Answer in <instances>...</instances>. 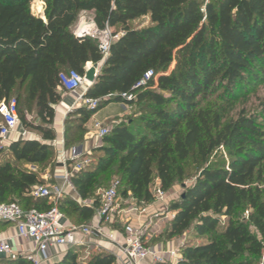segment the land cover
<instances>
[{"label":"trees","instance_id":"1","mask_svg":"<svg viewBox=\"0 0 264 264\" xmlns=\"http://www.w3.org/2000/svg\"><path fill=\"white\" fill-rule=\"evenodd\" d=\"M42 1L38 15L35 0H0V104L14 99L21 128L40 139L0 145V204L38 212L56 207L80 226L93 217L99 191L112 177L120 202L143 207L154 202L153 181L167 194L193 173V184L169 208L174 216L160 240L202 242L183 245L176 264H262L264 101L259 112L246 106L264 80V0ZM81 12L99 29L123 34L106 58L97 42L72 34ZM87 64H100L83 96L97 106L67 116L65 149L77 148L84 126L110 104L130 106L134 116L110 128L87 166L68 168L80 200L92 207L69 198L33 199L31 189L45 184L43 169L54 166L59 75L74 70L84 76ZM148 72L152 77L136 100H122ZM29 114L38 125L27 121ZM57 264H115V257L100 251L80 263L77 250H70Z\"/></svg>","mask_w":264,"mask_h":264},{"label":"built area","instance_id":"2","mask_svg":"<svg viewBox=\"0 0 264 264\" xmlns=\"http://www.w3.org/2000/svg\"><path fill=\"white\" fill-rule=\"evenodd\" d=\"M209 0H205L207 3ZM205 6V4H204ZM204 6L200 12L204 14ZM72 34L78 38H89L97 42L98 50L103 58L109 54L111 44L121 35L113 36L111 31L106 27L99 29L93 19L84 16L75 24ZM152 73H146L143 78L132 88L130 93L121 95L122 100L132 102L136 100V94L139 90L147 86V82L151 79ZM59 84L63 91L67 93H76L84 85H87L84 76H81L74 70H67L59 75ZM84 96V95H83ZM79 97L78 102L81 107L87 109H95L97 106L96 100L85 99ZM0 116L2 122L0 124V145L3 146L4 141L14 133H18L21 138H26L29 134L24 131L17 117V104L14 99L0 104ZM94 130L97 133L99 140H102L109 133V129L103 128L102 125L94 124ZM81 152L77 148H73L70 152L69 161L75 163L73 172L81 170L84 166L90 163L89 159L79 161ZM70 173L66 172L62 180L69 182ZM117 189L118 182L114 181L111 186L106 189L99 202L98 208L95 210V215L99 222L108 223L111 218L117 213ZM153 198L159 202L164 200L165 194L160 191L158 186L153 190ZM33 199H47L55 203L58 199L63 198V190L60 186L52 185L36 186L29 192ZM137 211V208H132ZM131 209V210H132ZM65 217L60 214L56 207H53L47 212H38L36 210H23L15 202L9 204H0V222L14 226L15 235L12 237L4 236L0 233V261H14L19 258L18 253L13 250L11 242L14 238L21 239L26 242H31L34 245L33 251L23 257L29 264H44L48 260V252L53 248H72L81 245L77 241L76 234L83 235L93 234V229L88 227H66L60 222ZM124 243L118 246V253L115 255L116 264H141L148 261L149 264H176L180 260V248L171 250L157 251L146 247L142 242L143 232L128 225L124 228Z\"/></svg>","mask_w":264,"mask_h":264},{"label":"crops","instance_id":"3","mask_svg":"<svg viewBox=\"0 0 264 264\" xmlns=\"http://www.w3.org/2000/svg\"><path fill=\"white\" fill-rule=\"evenodd\" d=\"M44 3L42 0H35L33 5V10L38 15H42V9H43ZM87 16L91 18V15L87 12H81L79 14V18ZM77 21V22H78ZM75 25L71 28V31H73ZM91 64H87L86 68L90 66ZM89 88L88 85H84L80 90H78L76 93H67L65 91L59 90L58 93L60 95V101L57 103V105L54 107V119L52 122V130L55 135V140L50 144L55 152V171L53 172V179L54 183L53 185L60 186L63 190V198H69L72 201L76 202L80 206H89L92 207V201L86 200L82 201L80 200L79 196L77 195L75 189L69 182L65 183L62 180V177H64L65 173L68 172L69 169H73L75 166V163L72 162V165L69 167L66 165V162L69 161L70 158V152L73 149H65L63 138H64V130H65V119L67 116L71 113H74L77 111L81 106L78 102L79 97L83 96L86 92V90ZM112 104L108 105L104 109L97 112L92 118L88 121V123L84 126V129L86 131V136L84 137V140L80 145H78L77 148H81V157L80 160L84 159H90L89 157L92 154V151L100 146L102 140H99L97 137V133L94 130V124L98 123L103 126V128H107L110 130V128L120 123L122 120H124L130 113H131V107L126 106L124 104H120V109L118 110H108V108ZM106 111V113H105ZM105 113V114H104ZM30 134L26 138H21L18 133L11 134L6 141L3 143V147H8L11 143L17 142L24 139H34L29 137ZM40 140V139H39ZM71 176V175H70ZM44 176H42L43 178ZM70 179V178H69ZM158 185V182H155V187ZM153 193V192H152ZM166 196V194H165ZM129 204H132V201H127ZM127 202H123L127 203ZM94 214L90 221H87L86 223L76 227L75 224L71 223L66 218L62 220L60 223L66 227H88L93 229V234L91 235H83L80 232L76 234L77 241L81 242V245H77L75 247H72L70 249L68 248H53L50 249L48 252V260L44 264H57L59 263L64 255L70 251V250H77L78 253V262H83L85 259H87L90 255L95 254L97 252L103 251L112 254L113 256L117 255L118 253V246H121L124 243V233L119 230L118 224L122 222H125L126 225H130L137 229L139 225H142V223L146 219H153L154 217L163 215L161 214V210L165 211L166 209H163L162 205L159 204V202L155 201L151 204L143 207H139V210L133 211V209L128 210L126 213L122 209H118L117 211V217L120 219L119 221L114 222L112 225L99 222ZM174 216V215H173ZM173 216L170 217V219L167 217L158 221H155L154 223L151 222L150 230L149 232H145L144 236H146V241L151 242L150 239L155 238L160 232L161 228L165 223L170 222L173 218ZM116 224V225H115ZM0 233L7 237H12L15 235L16 231L14 226L6 223L0 224ZM143 236V237H144ZM153 242V240H152ZM159 244V243H158ZM158 244H150V248L154 250L163 251L164 245L158 246ZM175 244V243H174ZM173 243H170V245H167L168 250L174 249L175 245ZM13 250H15L18 253L19 258L23 259L25 255L33 251L34 245L31 242H26L18 238H14L11 242ZM160 247V248H159ZM83 255V256H79ZM141 264H149L148 261H145Z\"/></svg>","mask_w":264,"mask_h":264},{"label":"rangeland","instance_id":"4","mask_svg":"<svg viewBox=\"0 0 264 264\" xmlns=\"http://www.w3.org/2000/svg\"><path fill=\"white\" fill-rule=\"evenodd\" d=\"M260 100H262V101H264V80L262 81V84L260 85V86H258V87H256V93H255V95H252V97L250 98V102L247 104V106H246V108H247V110H249V111H253V112H259L260 111V108H259V103H260ZM241 105H242V103H239L238 105H236L235 106V108H234V111L232 112V115H235L236 114V112L241 108ZM118 109H120V104H112L109 108H108V110H118ZM105 113H106V111H105ZM104 113V114H105ZM133 116L134 115H132V112L125 118L126 120L125 121H127V120H129V119H132L133 118ZM27 121H29V122H31V123H33V124H39V121L38 120H36L35 119V117H34V115H32V114H29V115H27ZM0 121H1V118H0ZM259 122H261V123H263V126H264V121H259ZM29 137H31V138H35V139H38L39 140V138L37 137V136H29ZM55 153V152H54ZM224 158V160H225V157H223ZM54 160H55V158H54ZM85 160V159H84ZM84 160H81V161H84ZM90 160V159H89ZM91 162V161H90ZM55 161H54V166H52V168H50V167H48V169H46V170H44L43 169V172H42V174H43V179H44V181H45V184H44V186H46V187H50V186H52V184L54 183V179H53V172L55 171ZM28 169H30V170H35L36 168H34V167H32V166H28L27 167ZM41 169V168H40ZM39 169V170H40ZM192 174L193 173H191L190 175H189V177H188V179H185V181H184V183H183V185H180V184H176L167 194H166V196H165V198H164V200H162V201H159V204L160 205H162V207H163V209H166L165 211L163 210H161V214H163V215H160V216H157V217H154L153 219H146L143 223H142V225H139L138 227H137V229L140 231V232H143V235H142V242H143V244L146 246V247H149L150 248V244H152V243H154V244H160V242H161V240H160V238H161V234L163 233V231H164V229H166L167 228V226H168V224H169V222H167V223H165V221H164V225L162 226V228H161V232L155 237V238H153V239H150V241L151 242H147L146 241V236H144V234H145V232H149V230H150V228H151V226H150V224H151V222H155V221H158V220H161V219H164V218H166L167 217V220H168V218L170 219V217L171 216H173L174 215V213L173 212H170L169 211V208H170V206L173 204V203H176V202H178L179 201V199H180V196L183 194V192H184V189H183V187H189V186H191L192 184H193V182H194V179L192 178ZM114 181H117L114 177H112L111 179H110V181L108 182V183H106L105 184V186L99 191V193H100V196L102 195V193L106 190V189H108L110 186H111V184L114 182ZM155 182L156 181H153V184H152V192H153V190H154V188H155ZM117 205H118V208L119 209H122L123 211H124V213H126L128 210H130V209H132V208H139V207H137L134 203H132V204H129L128 202L127 203H124L123 204V202H120V201H118L117 202ZM139 210V209H138ZM117 214V213H116ZM114 215L112 218H111V221L110 222H108V223H106V224H114V222H116V221H119L120 219L117 217V215ZM248 215H249V212L248 211H246V210H244V211H242V217L243 218H248ZM116 225V224H115ZM119 226H118V228H119V230H121L123 233H124V228L126 227V226H128V225H126V223L125 222H122L121 221V223H119L118 224ZM76 227H78V226H76ZM144 236V237H143ZM157 239V240H156ZM152 240H153V242H152ZM202 241H200V240H196L195 238H188L187 236H183L181 239H175V240H171V241H169V242H167V243H162L161 242V244L162 245H164V247H163V249H164V251L165 250H168V248L169 247H167V245H170V243H175L174 245H175V247L174 248H181L183 245H185V244H191V245H197V244H200ZM158 244V246H160ZM160 248V247H159ZM158 251V250H157ZM79 256H83V255H79ZM116 264V263H115Z\"/></svg>","mask_w":264,"mask_h":264},{"label":"water","instance_id":"5","mask_svg":"<svg viewBox=\"0 0 264 264\" xmlns=\"http://www.w3.org/2000/svg\"><path fill=\"white\" fill-rule=\"evenodd\" d=\"M99 69L100 64H92L85 69L84 80L89 87L95 82ZM77 149L81 151V148ZM262 264H264V258Z\"/></svg>","mask_w":264,"mask_h":264}]
</instances>
